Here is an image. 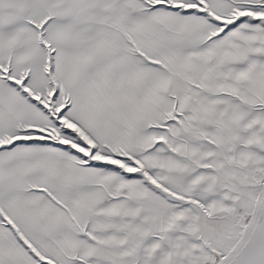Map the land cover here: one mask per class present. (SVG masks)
Listing matches in <instances>:
<instances>
[{
    "label": "snow or ice",
    "instance_id": "snow-or-ice-1",
    "mask_svg": "<svg viewBox=\"0 0 264 264\" xmlns=\"http://www.w3.org/2000/svg\"><path fill=\"white\" fill-rule=\"evenodd\" d=\"M0 264H264V0H0Z\"/></svg>",
    "mask_w": 264,
    "mask_h": 264
}]
</instances>
